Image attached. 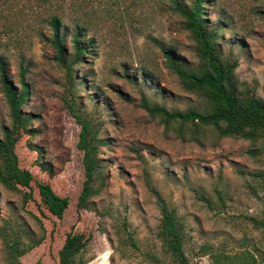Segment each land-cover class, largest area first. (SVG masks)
<instances>
[{
    "label": "rangeland",
    "instance_id": "374dc122",
    "mask_svg": "<svg viewBox=\"0 0 264 264\" xmlns=\"http://www.w3.org/2000/svg\"><path fill=\"white\" fill-rule=\"evenodd\" d=\"M90 1L98 7L111 3ZM21 3L8 9L0 0V60L17 89L19 70L25 69L28 95L21 110L30 117L27 127L33 133H22L14 151L18 165L31 174L32 198L23 203L20 193L0 184V227L15 223L37 236L33 214L45 237L19 258L20 264H58L63 246L76 238L86 241L77 256L80 264H168L157 237L161 205L182 224L189 264H264L261 139L220 136L211 126L165 119L142 107V97L169 112L204 105L181 86L162 54L170 49L186 67L197 68L195 43L182 18L155 0L111 3L114 18H97L91 25L86 37H93L92 46L71 65L69 88L50 32L39 21L51 4ZM62 8L70 26L65 2ZM202 11L206 27L216 30L220 54L235 61L237 94L264 101V0H205ZM71 33L66 62L72 58ZM65 101L90 118L100 140V178L93 184L98 188L86 209L75 208L84 178L82 154L75 146L79 126ZM9 122L0 87V136ZM38 162L48 164L52 175ZM38 182L67 198L60 219L40 205ZM0 264H6L1 240Z\"/></svg>",
    "mask_w": 264,
    "mask_h": 264
},
{
    "label": "trees",
    "instance_id": "16d2710c",
    "mask_svg": "<svg viewBox=\"0 0 264 264\" xmlns=\"http://www.w3.org/2000/svg\"><path fill=\"white\" fill-rule=\"evenodd\" d=\"M40 3L51 4L40 15V23L50 32L49 43L55 52V59L64 67L68 87L72 88L73 77L71 65L81 61L82 55L92 46L93 37H86L91 25L96 19L114 18L111 3L102 7L93 6L87 0H38ZM159 6H164L171 13L182 18V28L186 30L195 43V53L199 63L197 68L191 69L181 63L172 50H162L167 66L177 75L181 86L194 92L204 100L201 109H188L184 112L167 111L162 106L148 103L142 97V107L149 113H154L165 119L177 120L182 123L190 122L195 126H211L217 129L220 136L241 137L248 140L261 139L264 144V101L253 95L241 97L237 94L233 76L235 61L223 57L215 44L216 30L206 27L203 18L202 4L205 0H155ZM8 8L22 6L21 0H1ZM70 12V26L62 19L63 4ZM89 5H88V4ZM7 29L10 28L6 20ZM72 49V58L66 62V36ZM25 69L19 70L20 86L15 88L6 77L5 69L0 60V87L7 107L9 124L1 126L0 136V184L7 190L21 194L22 202L32 198L31 174L18 165L14 144L22 133L32 134L27 127L30 117L21 110L25 102L28 89L23 80ZM70 97L73 94L70 92ZM68 111L79 126L76 148L81 151L83 180L77 195L75 208L86 209L88 199L96 194L94 181L100 178V164L97 158V131L92 128V122L86 114L74 107L73 101H65ZM251 152V151H250ZM249 152V153H250ZM40 170L48 176L52 175V168L42 162L37 163ZM36 191L40 205L54 218L60 219L67 206V198L57 195L47 183H36ZM161 219L157 237L161 241L164 251L168 253V264H189L182 248V224L172 211L161 205ZM39 234L34 236L20 229L15 223H6L0 227V240L5 253L6 264H20L19 258L39 245L45 237V229L36 215ZM264 226V219L259 223ZM85 239L79 238L68 241L58 254V264H80L78 256L85 246Z\"/></svg>",
    "mask_w": 264,
    "mask_h": 264
}]
</instances>
